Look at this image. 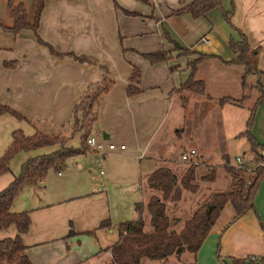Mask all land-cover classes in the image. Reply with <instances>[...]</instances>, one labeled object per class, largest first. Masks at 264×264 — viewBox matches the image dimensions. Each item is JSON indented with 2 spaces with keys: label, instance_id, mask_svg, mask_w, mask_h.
Listing matches in <instances>:
<instances>
[{
  "label": "crops",
  "instance_id": "1",
  "mask_svg": "<svg viewBox=\"0 0 264 264\" xmlns=\"http://www.w3.org/2000/svg\"><path fill=\"white\" fill-rule=\"evenodd\" d=\"M179 6L178 0H43L35 32L24 28L15 34L2 28L12 24L10 11L0 16V103L17 112L22 122L44 125L42 131L61 129L84 88L100 80L101 67L113 81L97 105L90 133L116 148L98 155L87 147L75 155L82 163L66 167L65 173L60 169L41 180L34 174L30 199L16 196L12 202V211L28 212L29 226L20 239L32 264H89V259L100 264L103 258L105 264L111 244L101 246V240L111 223L106 229L98 224L110 220L111 213L103 184L117 178L135 182L140 200L142 177L158 160L178 161L185 149L180 140H169L180 137L183 120L215 121L219 136L247 145L241 133L259 96L256 83L264 88V0H220L198 18L173 14ZM29 8L33 14L34 6ZM224 11H231L228 23L221 17ZM240 34L256 49L254 64L260 74H244L243 64L234 61L228 41H239ZM161 50L167 53L161 62L141 57ZM199 55L203 57L191 76L203 83V93L177 90L190 75L188 63ZM133 67L140 73L138 92L126 96ZM224 98L239 102H220ZM172 108L170 127L161 130ZM249 133L264 143V101L255 109ZM221 147L190 149L198 162L221 164L222 156H228ZM13 176L9 171L0 174V190ZM252 204L253 210L235 219L230 204L222 206L194 264H264V172ZM15 234L8 226L1 229L0 239Z\"/></svg>",
  "mask_w": 264,
  "mask_h": 264
},
{
  "label": "trees",
  "instance_id": "2",
  "mask_svg": "<svg viewBox=\"0 0 264 264\" xmlns=\"http://www.w3.org/2000/svg\"><path fill=\"white\" fill-rule=\"evenodd\" d=\"M13 0H8V7L12 24L2 27L12 34L20 29H30L35 32L43 0H35L33 17L30 22L26 19L23 5L18 2L14 7ZM147 2V0H139ZM180 6L172 13L189 14L192 18L204 16L210 10L220 5V0H178ZM231 11H224L222 19L228 23ZM49 51H54L47 46ZM228 48L236 56L234 61L243 64L244 74L255 72L256 49H250L243 35L240 40L228 41ZM167 53L163 50L141 54L149 63L161 62ZM203 57L190 61V75L183 81L177 90H186L194 93H203V83L192 79V72L196 63ZM80 60V59H78ZM5 64V63H4ZM6 65V64H5ZM102 75L99 81L87 85L73 106L68 121L70 133L62 138L59 135H48L35 130L25 135L20 129L10 133V141L0 155V174L9 171L8 161L18 151H27L41 146L58 144V149L36 155L26 160L17 175L0 190V230L13 226L16 234L13 237L0 239V264H32L26 254L20 234L27 231L29 217L27 211L14 212L11 205L14 198L22 189L33 172L41 180L49 169L58 172L65 160L87 149L86 139L91 130L92 122L96 118V109L102 96L113 82L101 67ZM243 76L241 82L243 84ZM140 73L132 68L128 82L124 88L126 96L138 92L137 84ZM259 96L254 101L245 121L244 131L248 150L251 153L253 167L237 168L229 163L227 155L222 156L221 164H205L203 162L163 161L141 179L140 189L142 198L133 204L135 219L125 220L117 224V239L106 248L109 259L105 264H194L195 253L209 228L214 223L222 206L228 202L234 212L233 219L241 216L248 210H253L252 198L264 172V143H258L249 133L253 122L256 107L264 101V88L256 83ZM238 103V100L220 99V102ZM0 114H9L16 119L22 117L4 103H0ZM75 132L79 134L77 147L64 146V142ZM224 176L227 184L223 190L213 192L204 202H196L193 207L181 210L180 204L186 196L197 193L201 184H213L218 176ZM110 226L108 219L102 220L98 228L106 229ZM71 233V232H70ZM90 233V232H87ZM189 256V260H187Z\"/></svg>",
  "mask_w": 264,
  "mask_h": 264
},
{
  "label": "rangeland",
  "instance_id": "3",
  "mask_svg": "<svg viewBox=\"0 0 264 264\" xmlns=\"http://www.w3.org/2000/svg\"><path fill=\"white\" fill-rule=\"evenodd\" d=\"M18 2H20L23 5L24 9L27 10L26 18L28 21H31L33 14L32 11L29 10L30 9L29 7L35 5V0H13L11 7H14L15 4ZM8 13H9L8 0H0V16L2 14L6 16ZM173 111L174 109L172 108V111H170L168 117L162 124L161 130H165L166 127L167 128L170 127L169 120L170 118L171 120L173 119L172 117ZM212 112L213 110L208 113V117L212 115ZM183 121H184L183 124H180V126H178L179 129L183 128V131L179 132L180 137L172 136V138L169 139L173 144L174 143L176 144V142L180 140L181 145L184 146L185 148L184 150L186 151L190 147L198 148L200 150L202 146L208 151V150H217L219 146H222L221 148H224L228 154L229 163L231 165H234L235 157H239L243 162V164L245 165V167H253L255 165L251 160L252 155L249 152L247 145L244 143V140L223 139L221 136H219L221 132L219 123L215 121L214 122L202 121L199 123L191 122V121L189 122L186 120ZM41 128H45V126L44 125L41 126L38 123L36 124L34 123L33 125H28L9 114H0V155L8 146L10 141V133L15 129H20L25 135H30L35 130H39L45 134L59 135L62 138L67 137L70 133L68 124H66L61 129L56 127L54 129H49L48 131L45 130L42 131ZM89 136L95 137L94 134L92 135L91 133L89 134ZM79 142H80L79 134L75 132L64 142V146L77 147L79 145ZM58 147H59L58 144H52V145L41 146L27 151L16 152L15 154L12 155V157L8 161L9 172H11L13 175H17L20 171L22 164L26 160L36 155L50 153L58 149ZM210 148H214V149H210ZM174 156L175 154L172 155L173 158ZM78 159H80L78 158V156L68 157L61 168L60 171L61 174L65 173L66 167H75L74 165H76V163L81 164L82 162ZM82 159L84 158L82 157ZM163 161L165 160H158L157 164ZM92 167H103V166L93 164ZM53 172H54L53 170L49 169L46 174L52 176ZM33 175H34L33 172H29L27 180L25 181V183L22 186V189L17 195V200L21 199L23 201H28L30 199V195H31L30 178ZM226 184H227V179L224 176H220V175L218 176L217 181L213 184H201L197 193L191 196H186L183 203L180 204L179 208L181 210L185 208L188 209L190 207H193L194 203L196 202H204L211 193L223 190ZM103 186H104L103 188H105V191L107 192L108 195V202L111 213V219L109 220L111 223L110 232L106 234V237L104 236L105 237L104 240H101V246H106L109 244H113V242H115V240L117 239V224L119 222L125 220V218H127L128 220H132L136 218V215L133 210V204L135 201L136 202L139 201L140 196L137 189V183L135 182L131 183L123 179L117 178L110 180L107 184H103ZM186 259L189 260V256H187ZM102 260L100 261V264ZM88 261L90 264L92 260L89 259ZM142 264H153V263L144 262Z\"/></svg>",
  "mask_w": 264,
  "mask_h": 264
},
{
  "label": "built area",
  "instance_id": "4",
  "mask_svg": "<svg viewBox=\"0 0 264 264\" xmlns=\"http://www.w3.org/2000/svg\"><path fill=\"white\" fill-rule=\"evenodd\" d=\"M200 41L203 43L206 41V39L204 37H202L200 39ZM85 142H86V145L88 147H90L93 151H95L98 155H100L104 149L113 150L114 148H116L112 143L105 144V142L103 140H96L93 136H88V138L86 139ZM117 148L122 150V149H124V146L118 145ZM178 161L179 162H185V163L195 162L194 150L190 149V148L187 151L182 150L179 153ZM96 162L97 163L100 162V157H98L96 159ZM234 166L237 168H245V165L243 164V162L241 161V159L239 157L234 158ZM258 264H261V263L258 262Z\"/></svg>",
  "mask_w": 264,
  "mask_h": 264
}]
</instances>
